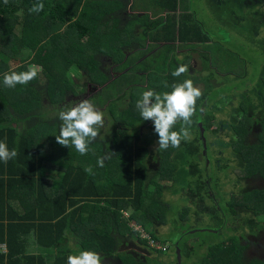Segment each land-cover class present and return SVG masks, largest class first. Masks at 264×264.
<instances>
[{"label": "trees", "instance_id": "16d2710c", "mask_svg": "<svg viewBox=\"0 0 264 264\" xmlns=\"http://www.w3.org/2000/svg\"><path fill=\"white\" fill-rule=\"evenodd\" d=\"M36 2L0 0V141L18 153L7 164L0 161V264H67L69 254L82 250L98 252L102 264H188L193 257L200 258L198 264H264L245 257L243 244L245 233L264 221V118L248 115L247 107H257L252 102L263 93L237 82L234 73L219 71L222 43L198 20L190 0H43L44 10L30 13ZM146 46L158 52L139 60L142 53L135 50ZM178 48L207 49L201 60L216 63L219 72L209 69L204 78L191 140H182L179 149L156 150L158 167L152 171L148 146L152 138L158 142V134L153 121L142 120L136 102L148 89L163 93L191 79L186 73L171 75L191 60H180ZM228 50L225 61L237 70L240 51ZM21 51L30 52V60L11 68L9 60ZM259 52L260 58L246 61L248 66L264 63V48ZM29 64L42 69L35 80L15 88L3 85L5 73L25 71ZM113 67L119 72L114 79ZM72 71L81 75L78 82L71 81ZM88 85L100 88L92 103L103 106L104 126L81 155L74 146L58 144L55 136L62 123L59 112L72 107ZM225 86L232 97L223 93ZM217 93L226 103L217 104ZM238 98L237 121L223 123L218 114ZM144 126L151 130L148 140L139 133ZM225 128L241 166L238 177L250 187L224 204L217 188L219 173L227 177L228 165L217 159L212 174L207 165L208 136ZM109 152L111 158L98 167L97 159ZM177 154L187 169L174 178L172 156ZM88 166L93 174L85 172ZM171 181L180 182L184 207L173 221V233L162 236L155 225L167 223L160 198ZM132 222L149 237L135 232ZM204 235L213 239L200 242ZM168 242L175 253L166 263L140 260L129 248L149 255Z\"/></svg>", "mask_w": 264, "mask_h": 264}, {"label": "rangeland", "instance_id": "374dc122", "mask_svg": "<svg viewBox=\"0 0 264 264\" xmlns=\"http://www.w3.org/2000/svg\"><path fill=\"white\" fill-rule=\"evenodd\" d=\"M190 6L196 13L198 20L204 24L206 30L209 31L212 37H214L213 40H218L222 43L219 49L222 54L219 57V71H224L226 75L234 73L236 75L237 82L241 80L249 87H256L258 90H262L263 95H260V99L258 98V100L252 102L253 105L257 102V107H247L249 111L248 115L254 114L258 119L264 118V63H256V65L248 66L249 64L247 65L246 62L248 59L252 60L260 58L258 55L261 52L259 51H262V48H264V0H190ZM214 41L209 44H214ZM229 47L236 51H240L239 61L241 64L236 67L237 70L231 69L234 68V66H232L230 62L225 61V56L229 53ZM191 50V48L178 49V58L182 60L185 56L191 57L188 65L189 71L186 74L193 80L194 86L203 90L206 86L204 78L208 76L209 69L219 72L218 68H216L217 64H214V62H209L208 64L203 63L200 53H206L208 51L207 49L196 48L195 52H191ZM135 51L144 54L140 57V60H143L154 56L158 52V49H151L146 46L145 48H139ZM222 51H224V53H222ZM221 56L224 57L222 60H220ZM30 58V52L21 51L9 60V66L14 68L18 65L28 63ZM236 63L237 60L234 58V64ZM118 74L119 72H117L115 67H113L111 69L112 78L114 79ZM140 75H142V72H140ZM80 76V74L73 71L70 73L72 82H78V78ZM228 77L229 76L224 77L223 81H228ZM230 80L232 82L234 79L232 78ZM142 84H144V81ZM99 90V87L88 85L83 95H79L75 98L74 104L83 99H89L92 102L93 97L99 93ZM231 90L232 89L229 90L228 87L225 86L223 93H225V96L230 95V97H232L234 93L232 92V94H229ZM219 94L220 93L214 94L217 104L221 105L223 102L226 103L225 100H227V98L224 99V97H219ZM255 95L257 96V91ZM239 101L240 100L238 98L231 105L223 108L222 113L218 114L219 119L223 121V123L230 121L233 122L236 120L237 115L241 112V105ZM94 105L99 109L103 108L102 105ZM150 132L151 130L144 126L141 128L139 133L143 140H148V133ZM208 141L211 143V147L208 151L211 162L207 165V172L212 174L215 171L217 164H215V161L217 159L222 158V165H228L226 168L227 177H225L222 172L219 173L220 183L217 188L218 194L224 197L222 199V203L225 204L231 198L233 193L247 190L250 185L238 177V175L241 174L240 171L238 172V168H241V166L238 159L232 153L231 145L233 139L230 129H222L216 136L209 135ZM148 148L152 154L150 156V169L153 171L158 167V157L156 153L157 142L153 138L152 143L148 146ZM180 155L181 154L172 156V161L176 165L174 178H178L180 174L185 173V168L187 169V167L183 165V158L180 157ZM184 176L186 177V174ZM179 183L180 182H176L175 184L174 181H171L167 184L168 186H165L164 195L160 198L163 204L167 207V223L165 225H160L159 227L155 225V228H157L156 232L159 235L164 236L168 235L170 232L173 233V230L175 229L171 228L173 221L179 217V212L184 207L183 201H180L179 199L180 192L177 190L181 187ZM215 193L216 192H214V194ZM88 207L89 204L85 203L83 205V210H88ZM128 214V212H125L124 216L127 217ZM208 239L212 240L213 237L204 235L199 240L200 242L206 243L208 242ZM170 244L171 247L168 252L159 256L154 254L148 255L146 254V251L142 253V250L134 245L129 248L133 250V254H136L140 260H143V257H148L150 260L154 259L158 262L166 263L171 256H174L173 253H175L172 248V242H170ZM243 244L247 245L245 257H258L264 260V221L259 223L253 230H248L245 233V240H243ZM167 245H169V242ZM199 261V257H193L187 263L198 264ZM116 263L117 262L115 261V264ZM151 264H153V262H151Z\"/></svg>", "mask_w": 264, "mask_h": 264}, {"label": "clouds", "instance_id": "9594fccd", "mask_svg": "<svg viewBox=\"0 0 264 264\" xmlns=\"http://www.w3.org/2000/svg\"><path fill=\"white\" fill-rule=\"evenodd\" d=\"M7 4L8 0H4ZM43 0H37L29 8L30 13H39L44 10ZM42 71L40 66L29 64L25 71L5 73L3 85L8 88H15L17 85H28L35 80ZM189 71L188 65H179L171 75L180 77ZM202 96L199 87L194 86L192 79H185L183 82L173 83L171 91L158 93L148 89L142 93L136 102V109L142 120H151L154 123V131L158 134V148L156 150H167L169 147L179 149L182 140H191V128L194 125L193 116L197 111V100ZM60 125L59 135L56 141L61 146H74L76 151L85 155L89 151V144L99 135V129L104 126L103 112L97 108L89 99L80 100L67 110L59 112ZM179 123V129L176 125ZM112 152L106 153L97 159V166L104 167L105 160L111 158ZM18 155L15 148L9 149L4 141H0V161L7 164ZM85 172L93 174L92 166L85 168ZM141 226L132 222L129 226L138 234L132 226ZM142 230V229H141ZM146 238H148V234ZM157 243V242H155ZM150 245V241H148ZM159 244V243H157ZM156 256L166 254L168 245L157 246ZM164 248V249H162ZM179 250V249H176ZM67 264H102V257L98 252L82 250L78 254H69Z\"/></svg>", "mask_w": 264, "mask_h": 264}, {"label": "built area", "instance_id": "2783aa9c", "mask_svg": "<svg viewBox=\"0 0 264 264\" xmlns=\"http://www.w3.org/2000/svg\"><path fill=\"white\" fill-rule=\"evenodd\" d=\"M132 226L134 227L135 230H139L140 231L142 237H147V235L140 229V227L135 226L133 224H132ZM150 245H157V243H155L153 241H150ZM162 249H164V248H162Z\"/></svg>", "mask_w": 264, "mask_h": 264}, {"label": "water", "instance_id": "95a60500", "mask_svg": "<svg viewBox=\"0 0 264 264\" xmlns=\"http://www.w3.org/2000/svg\"><path fill=\"white\" fill-rule=\"evenodd\" d=\"M177 255L180 257V250H176Z\"/></svg>", "mask_w": 264, "mask_h": 264}, {"label": "crops", "instance_id": "0c3cea01", "mask_svg": "<svg viewBox=\"0 0 264 264\" xmlns=\"http://www.w3.org/2000/svg\"><path fill=\"white\" fill-rule=\"evenodd\" d=\"M147 45H148V44H147ZM148 47H149V46H148ZM155 49H156V48H155ZM178 49H180V48H178ZM141 55H144V54H139V55H138V56H139L138 58H140V57H141ZM139 60H140V59H139Z\"/></svg>", "mask_w": 264, "mask_h": 264}]
</instances>
